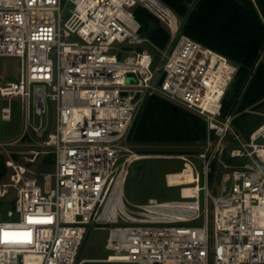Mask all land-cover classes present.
I'll list each match as a JSON object with an SVG mask.
<instances>
[{
  "label": "built area",
  "instance_id": "2783aa9c",
  "mask_svg": "<svg viewBox=\"0 0 264 264\" xmlns=\"http://www.w3.org/2000/svg\"><path fill=\"white\" fill-rule=\"evenodd\" d=\"M66 2L73 8L63 22V0H0V59L19 61L18 79L0 84V99L8 102L0 120L11 121L13 100L26 120L18 139L0 143V156L12 170L0 199L10 190L15 195L0 218V264H264V119L243 142L232 125L235 116L222 118L238 66L182 33L196 0L180 21L160 0ZM136 7L169 29L164 48L141 33ZM153 95L203 118V151L134 150L133 125ZM47 102L55 132L39 140ZM213 135L221 145L230 135L237 147L229 157L246 159L222 174L214 195L208 185L219 151L212 148ZM45 149H52L55 160L50 175L31 169L50 153ZM145 159L181 164L178 173L165 174L166 187L179 188L180 200L150 198L127 207L124 185L132 166ZM186 171L192 183L170 182ZM47 175L54 185L40 186ZM90 225L108 231L105 250L111 254L77 263Z\"/></svg>",
  "mask_w": 264,
  "mask_h": 264
},
{
  "label": "trees",
  "instance_id": "16d2710c",
  "mask_svg": "<svg viewBox=\"0 0 264 264\" xmlns=\"http://www.w3.org/2000/svg\"><path fill=\"white\" fill-rule=\"evenodd\" d=\"M160 1L182 19L193 0ZM255 3L252 0H199L182 27L185 36L238 66L232 89L223 100L221 115L222 118L235 116L233 128L246 141L263 119L245 111L264 110V0H255ZM133 12L141 33L155 46L164 48L170 39L169 29L142 7H136ZM206 137L207 124L202 117L153 95L145 100L130 141L136 145L195 144L205 141ZM5 160L0 156V178L7 170ZM228 162L235 163L233 159ZM215 167L213 163V169Z\"/></svg>",
  "mask_w": 264,
  "mask_h": 264
},
{
  "label": "rangeland",
  "instance_id": "374dc122",
  "mask_svg": "<svg viewBox=\"0 0 264 264\" xmlns=\"http://www.w3.org/2000/svg\"><path fill=\"white\" fill-rule=\"evenodd\" d=\"M199 0H196L197 5ZM254 4L255 0H252ZM63 22L69 16V10L73 8L72 4L63 0ZM193 7V9L195 8ZM133 10V9H132ZM131 10V11H132ZM179 19V18H178ZM180 21V19H179ZM19 77V61L12 57H3L0 59V84L15 82ZM232 89V86L229 90ZM8 105V102L0 99V108ZM12 109V119L10 122H2L0 120V143H9L18 139L23 131L26 123L24 113L20 107V103L17 100H13L10 103ZM48 113L43 117L42 121V133L36 134L39 140H43L50 133L55 132L54 116L50 113L51 104L47 102ZM50 108V109H49ZM264 119V110L254 114ZM32 123L35 126L39 125V118L32 116ZM243 142H247L243 137L241 138ZM135 151L141 154H165L166 152H194L198 153L204 150L205 146L203 142L198 144H154V145H136L131 143ZM212 148H218L219 151L215 157L216 167L213 169L214 173L210 174L209 177V190L212 195L216 194L218 186L220 184V179L223 173L233 169L236 165L244 164L246 159L244 157L233 159L235 163H229L228 151L232 148H236L233 139L230 135L223 140L222 145L219 143L218 137L216 135L212 136L211 140ZM9 150L15 148L7 147ZM49 150L48 155H41L38 162L31 165V169L34 172L41 171L46 174H51L54 171V156H52L48 161L46 160L52 154V149ZM47 161V162H46ZM52 162V163H51ZM18 163H23L22 159L18 160ZM51 163V164H50ZM50 164V165H49ZM142 173L140 178L129 177L124 185V200L125 204L129 208V204L138 205L147 203L148 199L155 198L159 201H169V200H180L179 188H167L165 185V174L167 173H178L181 170V164L175 161H166L161 159H145L141 161ZM201 167L200 165H198ZM12 170L7 169L4 176L0 178V187L2 184L9 182L10 174ZM39 184L42 187H52L54 185V179L51 176H45L39 179ZM203 185V182L200 183ZM14 192L10 190V194L4 198L0 199V218L6 217V212L13 207ZM210 221H212V216H210ZM201 220L198 222L201 224ZM194 223V224H198ZM192 224V225H194ZM108 238V231L97 230L94 225L88 226L87 234L82 242L81 248L77 256V263L82 260H103L106 259L111 252L105 250L106 240ZM83 264H123V263H105V262H84Z\"/></svg>",
  "mask_w": 264,
  "mask_h": 264
},
{
  "label": "bare ground",
  "instance_id": "6f19581e",
  "mask_svg": "<svg viewBox=\"0 0 264 264\" xmlns=\"http://www.w3.org/2000/svg\"><path fill=\"white\" fill-rule=\"evenodd\" d=\"M174 18V17H173ZM170 182H180L181 184H190L193 182L192 180V176L191 173L189 171H186L180 175L177 176H170ZM192 190L185 188L184 190V194H191ZM117 202H119L121 204V199L120 197L117 199ZM115 205V204H114ZM117 205V204H116ZM116 205L115 206H111L109 207L107 214L110 213L112 210L116 209Z\"/></svg>",
  "mask_w": 264,
  "mask_h": 264
},
{
  "label": "water",
  "instance_id": "95a60500",
  "mask_svg": "<svg viewBox=\"0 0 264 264\" xmlns=\"http://www.w3.org/2000/svg\"><path fill=\"white\" fill-rule=\"evenodd\" d=\"M166 74H163L162 79L160 81V85L162 84L164 78H165ZM130 82H133L132 79L129 80ZM125 95V94H124ZM139 95L136 96V98L134 99V101H136L138 99ZM142 173V164L140 163H136L132 166L131 168V173H130V177L132 178H140Z\"/></svg>",
  "mask_w": 264,
  "mask_h": 264
},
{
  "label": "snow or ice",
  "instance_id": "6c2138e0",
  "mask_svg": "<svg viewBox=\"0 0 264 264\" xmlns=\"http://www.w3.org/2000/svg\"><path fill=\"white\" fill-rule=\"evenodd\" d=\"M7 235H8V234H7V233H5V236H7ZM23 235L26 237V236H28L29 234H23Z\"/></svg>",
  "mask_w": 264,
  "mask_h": 264
},
{
  "label": "crops",
  "instance_id": "0c3cea01",
  "mask_svg": "<svg viewBox=\"0 0 264 264\" xmlns=\"http://www.w3.org/2000/svg\"><path fill=\"white\" fill-rule=\"evenodd\" d=\"M13 150H15V149H13ZM15 158H16V156H15ZM17 159V158H16ZM23 160V159H22Z\"/></svg>",
  "mask_w": 264,
  "mask_h": 264
}]
</instances>
